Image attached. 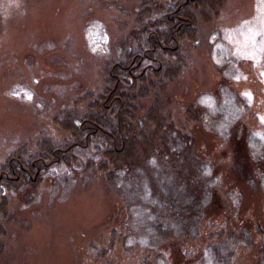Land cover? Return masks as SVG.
I'll return each instance as SVG.
<instances>
[{"label":"rangeland","instance_id":"374dc122","mask_svg":"<svg viewBox=\"0 0 264 264\" xmlns=\"http://www.w3.org/2000/svg\"><path fill=\"white\" fill-rule=\"evenodd\" d=\"M140 3L0 0V166L17 151L36 153L42 138L73 142L54 118L74 108L90 111L92 97L84 96L104 88L105 55L130 34ZM176 46L182 69L164 90L147 83L155 78L146 65L157 61L134 69L136 80L145 74L137 85L150 88L135 101V117L159 93L164 115L192 136L195 154L217 177L195 239L170 240L155 251L135 241L123 198L108 189L103 172L83 168L96 154L92 136L71 152L76 166L50 164L36 192L21 180L6 192L0 264H138L156 251L167 264H217L213 244L239 225L257 243L264 193L248 136L264 138V0H226L212 23H198L195 40ZM162 60L177 61L167 53ZM223 104L224 120L207 122ZM191 105L201 114L197 120L186 113ZM256 258V247H238L233 255L235 264H256Z\"/></svg>","mask_w":264,"mask_h":264},{"label":"trees","instance_id":"16d2710c","mask_svg":"<svg viewBox=\"0 0 264 264\" xmlns=\"http://www.w3.org/2000/svg\"><path fill=\"white\" fill-rule=\"evenodd\" d=\"M225 2L141 0L130 34L116 39L114 49L105 55L104 88L95 97L91 93L84 96L92 97L90 111L81 114L74 108L67 110L64 117L54 118L73 142L65 146L42 138L36 153L22 155L23 151H17L0 166V236L5 233L1 219L8 213L6 192L20 180L36 192L41 175L50 164L76 166L77 156H70L71 152L94 136L96 154L86 158L83 168L103 172L108 189L123 198L133 239L154 251L170 240L195 239L217 177L211 166L195 154L192 136L181 134L164 115L157 92L164 90L182 69L183 61L176 57V42L195 40L198 23H212ZM166 53L177 60L175 65L164 63L162 55ZM151 61H157L155 67L147 66L155 80L147 83L157 92L148 110L135 117L139 107L135 101L147 98L150 88L137 85L145 81V74L132 81L123 76ZM224 107L223 104L222 109L206 118L207 122H222ZM186 113L195 120L201 116L195 105L189 106ZM248 149L257 163L255 172L264 193V138L249 135ZM239 226L236 232L223 237L220 234V241L213 244L217 264H235L233 255L238 247H256V264H264V227L255 226V244L249 228ZM3 247L0 239V255ZM138 264L167 262L156 251L152 258L145 257Z\"/></svg>","mask_w":264,"mask_h":264},{"label":"flooded vegetation","instance_id":"af4514ba","mask_svg":"<svg viewBox=\"0 0 264 264\" xmlns=\"http://www.w3.org/2000/svg\"><path fill=\"white\" fill-rule=\"evenodd\" d=\"M149 59V58H148ZM146 66H150V64H147ZM146 67L144 66V69H145ZM143 70V69H142ZM143 72V71H142ZM125 79H127V80H129V81H132V79H134V78H137V76L134 74V73H132V72H130L129 71V75L128 76H123ZM117 78H119V77H117Z\"/></svg>","mask_w":264,"mask_h":264}]
</instances>
